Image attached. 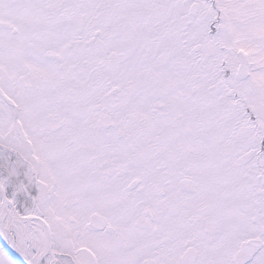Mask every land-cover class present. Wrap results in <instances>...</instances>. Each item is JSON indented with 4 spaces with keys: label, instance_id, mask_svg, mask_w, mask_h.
Listing matches in <instances>:
<instances>
[{
    "label": "snow or ice",
    "instance_id": "snow-or-ice-1",
    "mask_svg": "<svg viewBox=\"0 0 264 264\" xmlns=\"http://www.w3.org/2000/svg\"><path fill=\"white\" fill-rule=\"evenodd\" d=\"M0 264H264V0H0Z\"/></svg>",
    "mask_w": 264,
    "mask_h": 264
}]
</instances>
